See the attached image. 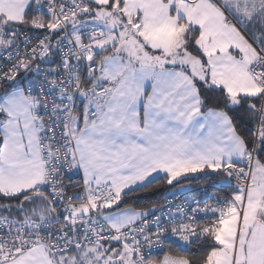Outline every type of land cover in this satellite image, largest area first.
<instances>
[{"label":"snow or ice","instance_id":"snow-or-ice-1","mask_svg":"<svg viewBox=\"0 0 264 264\" xmlns=\"http://www.w3.org/2000/svg\"><path fill=\"white\" fill-rule=\"evenodd\" d=\"M0 264H264V0H0Z\"/></svg>","mask_w":264,"mask_h":264},{"label":"trees","instance_id":"trees-1","mask_svg":"<svg viewBox=\"0 0 264 264\" xmlns=\"http://www.w3.org/2000/svg\"><path fill=\"white\" fill-rule=\"evenodd\" d=\"M206 184H208L207 181L193 180V181L189 182L187 185H189V186H200V185H206ZM211 191H214V188L211 189ZM169 192H171V191H169V189L166 186H164L163 184H158L152 190H149L147 192L136 193V196L140 198L138 200V203L140 205L152 206L154 204H161L164 200V197Z\"/></svg>","mask_w":264,"mask_h":264},{"label":"built area","instance_id":"built-area-1","mask_svg":"<svg viewBox=\"0 0 264 264\" xmlns=\"http://www.w3.org/2000/svg\"><path fill=\"white\" fill-rule=\"evenodd\" d=\"M190 187H191V188H197V187H208V184H206V185H200V186H190ZM175 191H176V190H173V191L169 192V193L164 197V200H163V202H162L160 205H163L166 199L171 200V199H172V194H173V192H175ZM215 191H216V189H214V191H211V190H210V192L208 193V195L214 193ZM203 195H204V194L201 193L200 195H198V198H201Z\"/></svg>","mask_w":264,"mask_h":264},{"label":"rangeland","instance_id":"rangeland-1","mask_svg":"<svg viewBox=\"0 0 264 264\" xmlns=\"http://www.w3.org/2000/svg\"><path fill=\"white\" fill-rule=\"evenodd\" d=\"M186 187H190L189 185H185Z\"/></svg>","mask_w":264,"mask_h":264}]
</instances>
